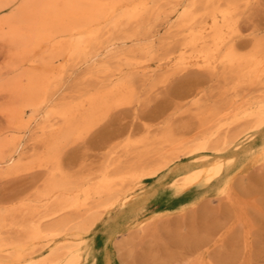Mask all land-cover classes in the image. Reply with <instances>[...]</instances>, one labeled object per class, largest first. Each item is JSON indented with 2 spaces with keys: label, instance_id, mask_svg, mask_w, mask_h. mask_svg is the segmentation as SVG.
I'll list each match as a JSON object with an SVG mask.
<instances>
[{
  "label": "bare ground",
  "instance_id": "bare-ground-1",
  "mask_svg": "<svg viewBox=\"0 0 264 264\" xmlns=\"http://www.w3.org/2000/svg\"><path fill=\"white\" fill-rule=\"evenodd\" d=\"M248 1H178L170 19L178 15L179 21L174 26L181 27L182 43L179 54L173 59L169 57L183 68L197 66L209 72L222 68L238 79L237 84L262 81L264 42L256 41L248 51L239 49L234 42L239 9ZM152 3V0H0V177L22 175L35 168H43L47 173L42 187L29 199L15 206L4 207L0 203V264H82L89 256L86 237L96 224L114 213V226L118 227L123 219L140 213L148 198L144 179L166 171L182 156L194 161L179 172L165 174L176 195L212 183L219 185L223 175L242 162V158L247 166L264 159V133L261 143L249 148L243 156L236 144L244 132V138L249 139L264 131V100H256L257 103L238 106V114L227 118L222 110H211L194 140L166 135L161 141L168 148L163 150L166 154L151 170L145 169L142 162L123 167L120 160L107 161L89 174L63 170L60 158L64 150L84 140L113 108L131 106L137 90L133 80L125 75L109 83L102 82L101 86L61 104L54 103V90L62 87L59 83L72 60L84 57L85 63H89L103 53L99 48L94 51L105 30L113 33L124 20L142 22L155 5ZM144 37L141 39L146 42L147 36ZM116 43L106 44L104 50ZM145 46L144 54L148 52ZM129 62L134 64L131 59ZM110 71V67L105 68V72ZM43 114L48 122L42 125L32 152L24 157L21 152L25 150L21 149L26 135ZM241 122H244L242 129ZM138 143L128 140L122 147L135 150L141 146ZM225 184L219 185L220 192ZM18 211L25 212L26 220L16 223L17 238L4 237L8 217ZM36 215L37 219H33ZM46 248H49L46 253L38 254ZM106 264H112L108 255Z\"/></svg>",
  "mask_w": 264,
  "mask_h": 264
},
{
  "label": "rangeland",
  "instance_id": "rangeland-1",
  "mask_svg": "<svg viewBox=\"0 0 264 264\" xmlns=\"http://www.w3.org/2000/svg\"><path fill=\"white\" fill-rule=\"evenodd\" d=\"M155 1L142 22L124 20L113 33L105 30L93 50L99 48L103 53L89 63L84 57L72 60L65 80L59 83L62 87L54 90V103L61 104L124 75L133 80L137 90L131 106L113 108L83 141L64 150L60 159L65 172L89 174L107 161L117 160L123 167L142 162L145 169L151 170L166 154L163 150L168 148L161 142L166 135L191 140L199 134L211 110L220 109L227 118L237 115L238 106L244 103L264 100V79L237 84L238 79L222 68L209 72L197 66L183 68L172 61L179 54L182 34L180 25L174 26L178 15L172 20L170 17L180 0ZM237 18L234 42L239 49L248 51L256 41L264 42V0H249L240 7ZM144 36L146 42L141 39ZM113 42L117 45L105 51V45ZM144 46L146 54L142 53ZM106 67L111 71L105 72ZM44 117L26 135L22 156L32 152L42 125L48 122ZM239 125L242 129L244 122ZM263 133L249 139L244 138L245 132L241 134L236 142L240 154L260 144ZM128 140L141 146L125 150L122 145ZM193 161L192 157L182 156L166 171L144 179L148 195L145 208L120 221L118 227L114 226V213L104 216L86 237L89 256L82 264H106L107 255L112 264H264V159L247 166L242 158L234 164L223 175L219 185L226 184L221 192L219 185L212 183L174 194L165 174L179 172ZM35 169L0 177V203L4 207L20 204L42 187L47 173L43 168ZM32 218L37 219V215ZM24 220V211L9 216L2 235L17 238L16 223Z\"/></svg>",
  "mask_w": 264,
  "mask_h": 264
}]
</instances>
